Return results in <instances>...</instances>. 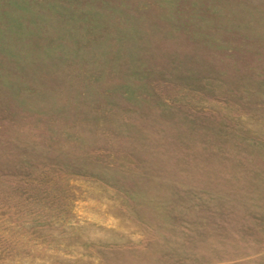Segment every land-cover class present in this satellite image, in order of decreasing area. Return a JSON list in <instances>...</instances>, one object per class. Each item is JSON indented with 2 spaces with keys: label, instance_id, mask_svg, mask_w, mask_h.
I'll use <instances>...</instances> for the list:
<instances>
[{
  "label": "rangeland",
  "instance_id": "obj_1",
  "mask_svg": "<svg viewBox=\"0 0 264 264\" xmlns=\"http://www.w3.org/2000/svg\"><path fill=\"white\" fill-rule=\"evenodd\" d=\"M0 264H264V0H0Z\"/></svg>",
  "mask_w": 264,
  "mask_h": 264
}]
</instances>
